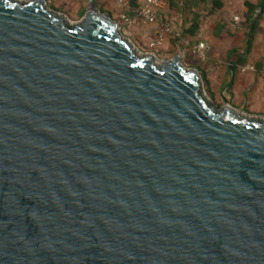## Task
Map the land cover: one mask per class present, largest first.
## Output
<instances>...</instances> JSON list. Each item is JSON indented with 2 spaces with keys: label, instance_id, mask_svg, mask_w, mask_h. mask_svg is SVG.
Wrapping results in <instances>:
<instances>
[{
  "label": "water",
  "instance_id": "95a60500",
  "mask_svg": "<svg viewBox=\"0 0 264 264\" xmlns=\"http://www.w3.org/2000/svg\"><path fill=\"white\" fill-rule=\"evenodd\" d=\"M0 264H264V114L98 0H0Z\"/></svg>",
  "mask_w": 264,
  "mask_h": 264
},
{
  "label": "crops",
  "instance_id": "0c3cea01",
  "mask_svg": "<svg viewBox=\"0 0 264 264\" xmlns=\"http://www.w3.org/2000/svg\"><path fill=\"white\" fill-rule=\"evenodd\" d=\"M80 10L74 11L75 0H49L62 6L63 3L71 12L84 15L89 4L82 0ZM246 0H222V7L212 11L210 5L200 0H168L163 15L169 20L174 31L179 32L180 38L172 35L158 45L159 53L173 56L183 47L185 57L198 41H205L209 48L201 68L205 84L211 98L221 104H236L264 114V12L261 14L256 29L251 50L248 54L243 51L246 46ZM256 3L258 0H247ZM129 6H122L117 0L104 3L103 9L113 11L119 20L121 14L130 18L129 23L122 21L123 29L142 47L150 49L148 44L155 38L157 25L137 18L132 8L137 0H128ZM227 3L239 6L243 15L233 14L229 25L224 16L218 17V11L227 9ZM64 5V6H65ZM238 20L235 21L234 17ZM229 17V16H227ZM194 24L197 26L194 28ZM237 50L232 55L231 51ZM188 59V58H187ZM253 66V70L241 71L244 66Z\"/></svg>",
  "mask_w": 264,
  "mask_h": 264
},
{
  "label": "built area",
  "instance_id": "2783aa9c",
  "mask_svg": "<svg viewBox=\"0 0 264 264\" xmlns=\"http://www.w3.org/2000/svg\"><path fill=\"white\" fill-rule=\"evenodd\" d=\"M82 1L90 5L93 0ZM117 3L122 6L130 7L128 0H117ZM167 5L168 0H137V4L132 8V11L137 18L157 25L155 38L148 44L150 49L162 44L170 35L180 38L179 32L173 30L171 23L163 15V10L167 7ZM121 19L125 23H129L131 21L129 16L124 13L121 14ZM234 20L237 21L238 17L235 16ZM208 48L209 45L205 41H198L192 47L193 51H195L201 59H205ZM253 69L254 67L250 65L240 68L241 71Z\"/></svg>",
  "mask_w": 264,
  "mask_h": 264
},
{
  "label": "trees",
  "instance_id": "16d2710c",
  "mask_svg": "<svg viewBox=\"0 0 264 264\" xmlns=\"http://www.w3.org/2000/svg\"><path fill=\"white\" fill-rule=\"evenodd\" d=\"M203 2H206L210 5V8L212 11H215L217 9H220L223 5L222 0H200ZM245 7L247 8L246 11V31H245V37H246V46L243 51L244 54H248L251 50L253 38L256 32V29L258 27V21L261 16V14L264 12V0H258L256 3L245 1L244 2ZM197 26L194 24V28ZM237 53V50H232L231 54L234 55Z\"/></svg>",
  "mask_w": 264,
  "mask_h": 264
},
{
  "label": "rangeland",
  "instance_id": "374dc122",
  "mask_svg": "<svg viewBox=\"0 0 264 264\" xmlns=\"http://www.w3.org/2000/svg\"><path fill=\"white\" fill-rule=\"evenodd\" d=\"M111 0H98L99 2V6L100 7H103V4L104 3H110ZM65 3V2H64ZM61 6L62 8L69 10V8L66 7V3ZM81 2H79L78 0H75V5L72 6V8L74 9V11H79L80 10V4ZM65 5V6H64ZM227 9L226 10H222V11H218L216 13V16L218 17H222L224 16V19L226 21V23L229 25V21L232 20V15L235 13V14H238V15H243L242 11L240 10L239 6L236 5L235 3H227ZM72 11V10H71ZM70 11V12H71ZM114 11V10H113ZM73 13V12H72ZM76 15H79L78 13H75ZM229 16V17H227ZM120 22L122 23V21L120 20ZM155 49H157L158 51V46L155 47ZM159 52V51H158ZM162 53V52H160ZM185 58L190 62V63H193V64H197V65H201L202 63V60L195 51H192V50H189L187 55L185 56ZM211 97V95H210Z\"/></svg>",
  "mask_w": 264,
  "mask_h": 264
}]
</instances>
